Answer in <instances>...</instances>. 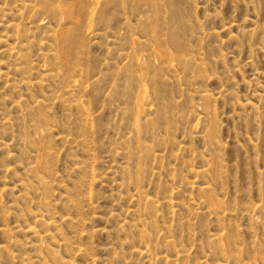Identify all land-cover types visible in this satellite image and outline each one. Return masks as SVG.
Returning <instances> with one entry per match:
<instances>
[{"label": "rangeland", "instance_id": "obj_1", "mask_svg": "<svg viewBox=\"0 0 264 264\" xmlns=\"http://www.w3.org/2000/svg\"><path fill=\"white\" fill-rule=\"evenodd\" d=\"M0 264H264V0H0Z\"/></svg>", "mask_w": 264, "mask_h": 264}, {"label": "bare ground", "instance_id": "obj_2", "mask_svg": "<svg viewBox=\"0 0 264 264\" xmlns=\"http://www.w3.org/2000/svg\"><path fill=\"white\" fill-rule=\"evenodd\" d=\"M161 55V54H160ZM66 62V61H65Z\"/></svg>", "mask_w": 264, "mask_h": 264}]
</instances>
